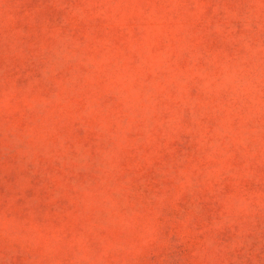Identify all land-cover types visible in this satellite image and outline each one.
Returning a JSON list of instances; mask_svg holds the SVG:
<instances>
[{
  "label": "rangeland",
  "instance_id": "374dc122",
  "mask_svg": "<svg viewBox=\"0 0 264 264\" xmlns=\"http://www.w3.org/2000/svg\"><path fill=\"white\" fill-rule=\"evenodd\" d=\"M0 264H264V0H0Z\"/></svg>",
  "mask_w": 264,
  "mask_h": 264
}]
</instances>
